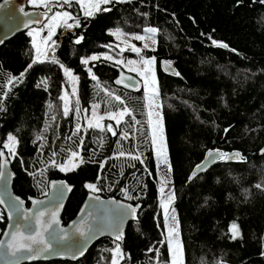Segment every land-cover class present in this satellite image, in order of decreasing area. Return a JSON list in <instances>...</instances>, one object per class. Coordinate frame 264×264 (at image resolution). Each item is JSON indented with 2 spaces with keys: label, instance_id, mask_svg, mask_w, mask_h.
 Returning a JSON list of instances; mask_svg holds the SVG:
<instances>
[{
  "label": "trees",
  "instance_id": "1",
  "mask_svg": "<svg viewBox=\"0 0 264 264\" xmlns=\"http://www.w3.org/2000/svg\"><path fill=\"white\" fill-rule=\"evenodd\" d=\"M73 7L64 9L79 19L80 26L60 35L51 60L28 68L33 52L27 32L0 46V150L9 134L17 137L16 155L11 158L14 193L27 201L44 197L51 180L67 182L73 191L63 224L75 217L90 193L85 187L88 183L96 184L100 191L94 194L103 198L140 204L136 222L128 225L120 243L125 258L119 264H170L142 89L131 93L117 88L114 80L122 68L114 63L102 59L81 63L109 51L113 30L131 34L154 27L158 29L155 47L141 55L156 57L158 98L184 264H264V189L255 187L264 185V156L257 155L264 144V3L128 0L110 3L106 6L109 11L91 17L80 15ZM209 36L228 48L213 45ZM162 61L172 62L180 75L164 74ZM60 64L78 77L81 108L99 104L100 112L105 113L124 107L105 95L103 89H108L122 97L140 123L125 117L127 124L114 125L116 136L82 124L80 132L73 135L78 117L74 106L67 117L63 114L60 97L68 83ZM88 68L98 81L91 79ZM22 72V80L9 83ZM124 131L128 138L120 139ZM38 136L43 138L38 140ZM208 150L238 151L245 159L219 163L189 182L192 169ZM72 151L83 160L75 170L62 172L49 163L50 159L64 163ZM121 151L125 153L122 157ZM129 153L140 156L143 163L131 159ZM124 189L137 198L126 199ZM234 222L240 230L235 240L230 232ZM5 223L2 212L0 234ZM114 246L112 240L101 239L78 262L35 264H110L112 253L108 250Z\"/></svg>",
  "mask_w": 264,
  "mask_h": 264
},
{
  "label": "snow or ice",
  "instance_id": "2",
  "mask_svg": "<svg viewBox=\"0 0 264 264\" xmlns=\"http://www.w3.org/2000/svg\"><path fill=\"white\" fill-rule=\"evenodd\" d=\"M7 2V0H6ZM76 3L81 4L82 6L85 5V0H75ZM117 2H125V0H117ZM261 3H264V0H260ZM31 3L33 5H43L45 8H49V6L53 3H61V5H70L72 3V0H31ZM113 3V0H87V7L85 8V16L91 17L95 15L96 12L103 11L107 12L109 11L108 8H101V5H107ZM50 10V8H49ZM21 12L24 11L23 8L20 9ZM27 16L28 14L25 13ZM69 20H74V23H68ZM29 23H39V21H26L25 27ZM63 25L66 28H73V27H79L80 21L78 18H75L72 16L69 12H56L50 19L48 24L46 25L48 29V34L46 37L42 38L41 44H37L35 36L33 37V48L35 49V57L32 60V63L28 65V68H31L34 64L41 62V57L47 59L48 58V50L50 47L49 42H51L52 45L55 44L54 41H52V36L55 33L56 28ZM43 29H34L33 32H35L36 35H40V32ZM158 29L154 27H148L144 29V32L148 34L149 37L153 38V43H155L154 36L157 33ZM33 32H29V35H33ZM112 35L117 36L120 38L121 36H124L126 34L122 33L121 30L117 29L111 33ZM135 40L142 41L145 40L144 35H135L133 37ZM83 37H79L75 42L79 44ZM209 39L211 40L212 44L217 47L222 48H228V45L223 42H218L214 39H212L209 36ZM0 43H3L2 40H0ZM125 43H127V40H125ZM43 45V47L41 46ZM145 48L148 47L147 44L144 45ZM130 50L135 52L137 55H140L141 49L136 47L134 44L130 45ZM121 51H124L122 49ZM101 57L99 56H92L90 59L92 61L99 60ZM105 60H114V57L110 55H105L103 57ZM84 65L89 64V59H84L81 61ZM116 64H123L124 61L121 60H115ZM156 63V57H149L145 58L141 56V59L139 62L134 60H128V65H136L139 64L138 67H130L129 71L136 72L144 81V92H145V98L147 100V107L149 111L147 112L148 116V126L150 131L147 133V138H150L151 144L154 146L156 151V157L159 161V163L167 166V171H171L170 165H168L167 160V152H166V144L163 137V123H162V117L160 116L159 112H153V107L159 108L160 105L156 103L158 97H159V85L158 81L156 79L155 71L153 68V65ZM166 68L168 70H171V64L168 62H165ZM60 67L64 70V75L68 77L71 81H77L78 77L73 75L72 71L69 68H66L63 64H60ZM87 71L89 72L91 79L94 81H98L97 76L92 72L91 68H88ZM25 73H21L19 77H13L10 78L9 83L11 84L13 81H20L22 80ZM173 74L179 76L180 74L178 72H174ZM128 80H131V77L127 78ZM116 84H122L124 83L123 80L117 79L115 81ZM125 87H132L133 85L130 84H124ZM45 88H47V84L45 82ZM105 92V95L112 97L115 101L119 102V104L124 105V107L119 108L117 111H111L106 110L104 115H99L96 111L100 107L99 104L92 105V118L88 119V128H95L99 129L101 132L107 131L110 132L113 136L117 135V131L113 128V125L111 123L107 125H103L101 121H103L105 118L109 120H114L116 123V127L119 128L122 123L127 124L128 121L125 120V117H131L132 122L139 124L140 121H137L135 118V115L133 112L127 107L125 104V101L122 99L121 96L115 95L108 89H103ZM76 94V89L73 88V95ZM61 100L64 101L63 106V114L65 117L69 115V112L71 111L69 107V99L67 97V93H65L64 96L60 97ZM77 105H79V101L77 100ZM51 107V105H50ZM0 111H3V105L0 104ZM76 113L79 114L81 109L77 106L75 109ZM156 116L157 119L154 121L153 116ZM55 119V117H53ZM81 130V126L79 124L76 125V131L73 133V135H77ZM45 131H47V127L45 128ZM129 133L127 131H124L120 139H126L128 138ZM42 136H38L37 139H42ZM71 139V137H69ZM80 145L83 144V140H80ZM18 144V139L16 136L9 134L7 137V142L4 143L3 147L8 150V154L10 156L16 155V145ZM43 147V145H41ZM5 153L3 151H0V157H4ZM57 153L54 151L52 153V156L55 157ZM125 153L121 151L119 153V156H124ZM131 159L138 160L141 163H143V160L138 155H132L131 153L128 154ZM79 156V153L76 151H72L69 157V161H73L72 165L68 166V161L57 164L54 159H50L49 163H51L54 167H59L61 171H73L76 167L79 166V163H83V160L80 159L79 163L74 162L76 158ZM240 160L243 161L245 157H243L239 152L234 153H225L219 150H209L206 154V160L207 163L204 165H197L196 170L193 171L189 179L192 177H195L197 175L198 171H203L208 163H214L217 160ZM23 163V162H22ZM7 161H0V180L4 179L5 177V171ZM103 167V165H101ZM150 174V173H149ZM30 175H33L34 177L37 175V173H30ZM40 175H43V172L40 173ZM161 187H160V193L164 198L160 201V207L163 209L164 214V226L167 229V245L168 250L171 254V264H183V247L179 240V230H178V221L175 215V208L171 207L175 200V191L174 189L169 188L167 193L165 192V188L168 187V185L171 183L169 179H167V175L165 173L164 176L161 177ZM85 187L91 192L96 193L99 192L100 189L97 187L96 184L88 183L85 185ZM256 188L258 189H264V185L262 184H256ZM71 191V188L63 183H61L59 187V191L57 194L56 199L58 201H62L63 199V193L64 191ZM125 192L126 199H135L137 197L131 196L126 189L123 190ZM90 200H99L98 196H90ZM15 200L18 202L16 204L11 205V208L16 213V220H15V231L11 233V239L5 244L3 240H0V248H7V255L10 257L19 259H37L42 253L49 252L53 248V242L59 243L60 241H68L72 237H79L78 240H75L74 244L72 245L75 248V252L73 253V258H76V254L83 255L85 249L87 248L88 242H90L92 239H95L98 235H102L105 232L111 234L114 237V243L115 247L113 249H109L112 253L110 264H119L121 259L125 258V253L123 252L121 248L120 243H116L117 241L123 240V225L124 222L128 218L136 219L137 214V208L138 206H132V205H126L122 204L117 201H112L110 203H113L115 205L114 209L106 208L103 215H95L94 212H88L87 216L92 218V223H88L86 219L82 218L79 223L73 222L75 227L72 230V237L69 236L66 230L59 228L60 220L58 219V211L62 207V203H57L54 208H44L39 211H37L34 216H29L26 211L21 210V206L23 205V201L20 200L19 197H16ZM0 203H4L3 199H0ZM44 201H33V204H43ZM85 207H88V205H85ZM93 208L96 206L93 205ZM49 216L50 219L45 220V216ZM21 218H23L24 221H32L35 222V227H33L32 223H21ZM9 219H13L12 214H9ZM53 225H56L57 227L54 228ZM51 229V231H49ZM231 232V238L237 239L240 237V230L239 226L234 222L232 223L230 227ZM27 233V234H26ZM45 233H47V237H45ZM5 235H8V233H5ZM149 251H153V249H149ZM29 253L28 256L18 255L22 253ZM158 255V253H157Z\"/></svg>",
  "mask_w": 264,
  "mask_h": 264
},
{
  "label": "water",
  "instance_id": "3",
  "mask_svg": "<svg viewBox=\"0 0 264 264\" xmlns=\"http://www.w3.org/2000/svg\"><path fill=\"white\" fill-rule=\"evenodd\" d=\"M28 0H0V40L3 41V43H0V46L5 44L7 41L11 40L15 36L26 33L28 30L33 28H40L47 19L51 16L52 12L50 10H43L39 8H29L27 5ZM23 8L24 11L21 12L20 9ZM25 13L28 15L26 16ZM39 21V23H29L27 27H25L26 21ZM165 62H168L171 64V70H168L166 68ZM161 71L168 75V76H176L173 74L174 72H177L173 63L169 61H162L160 64ZM131 77V80H128L127 78ZM117 79H121L124 81L122 84H116L115 81ZM124 84H130L133 85L132 87H125ZM114 85L127 92H137L143 88L141 80L130 73L125 72L122 69L117 70V76L114 80ZM0 151H3L5 153L4 157H0V161H7L5 171V177L4 179L0 180V199H3L4 203H0V209L3 212V215L5 217L6 223L5 227L0 234V240H3L5 244L11 239V233L15 231V220H16V213L11 208V205L18 203L15 198L19 197L17 196L13 191V182L15 179V174L12 171L11 168V161L9 159V156L7 152H5L4 149H1ZM209 151V150H208ZM204 154V157L202 161L197 165H204L207 163L206 160V154ZM222 151V150H219ZM224 152V151H222ZM238 151H232V152H225V153H234ZM240 153V152H239ZM241 154V153H240ZM258 156H264V144L260 148V150L257 153ZM243 161L240 160H217L214 163H208L207 167L203 171H198L197 175L195 177H192L189 179L191 174L194 170H196V166L192 169L188 181L192 182L197 177L207 173L209 170H211L213 167L217 166L219 163L223 164H230V163H241ZM61 183L69 186L71 188V191L65 190L63 193V199L62 201H58L56 199L59 187ZM73 187H71L67 182L63 180H51L48 183L47 188V194L44 197L41 198H29L27 201L23 200L21 197L20 200H22L24 203L21 206L22 211H26L29 216H34V214L44 208H54L57 203H62V207L58 211V219L60 220L59 228H62L67 231L70 237H72V230L75 227L73 222L79 223L82 218L86 219L88 223H92V218L88 217V212H94L95 215H103L106 208L114 209L115 205L113 203H110L112 201H117L122 204L126 205H132V206H138L137 208V214L136 219L128 218L123 225V238L126 232V229L128 225L132 222H136L138 213L140 211L141 205L136 204L133 205L129 202H126L124 200L115 199V198H103L97 194L94 193H88L80 206L78 212L76 213L75 217L69 221L67 224H63L62 216L66 207V204L72 194ZM90 196H98L99 200H90ZM44 201L43 204H33V201ZM28 204V205H27ZM85 205H88V207H85ZM95 205L96 207L93 208L92 206ZM174 204H172L173 207ZM12 214L13 219H9V214ZM50 219L49 216H45V220ZM21 223H32L33 227H35L34 220L32 221H24L23 218H21ZM54 228H56V225H53ZM51 231V229L49 230ZM5 233H8V235H5ZM27 234V233H26ZM47 233H45V237H47ZM79 237H72L68 241H60L59 243L53 242V248L49 252L42 253L39 258L37 259H19L10 257L7 255V248H0V264H35V263H48V262H71L75 263L80 260H82L85 255L88 253V251L101 239H110L114 242V237L105 232L102 235H98L95 239H92L87 244V248L84 251L83 255L76 254V258H73V253L75 252V248L72 246L75 242V240H78ZM116 243H121V241H117ZM23 256L30 255L29 253L25 252L22 254Z\"/></svg>",
  "mask_w": 264,
  "mask_h": 264
},
{
  "label": "rangeland",
  "instance_id": "4",
  "mask_svg": "<svg viewBox=\"0 0 264 264\" xmlns=\"http://www.w3.org/2000/svg\"><path fill=\"white\" fill-rule=\"evenodd\" d=\"M125 1H128V0H125ZM113 2H117V0H113ZM27 5H28L29 8H39V9H43V10H48L49 9V8H45L43 5H33L31 3V0H28L27 1ZM108 5L109 4H107V5H101V8H104V7L108 6ZM50 6H54L55 7V10L52 12L51 16L47 19V21L40 28H33V29H30V30L27 31V35L29 36L30 41H31L33 58L35 57V49L33 48V43H32L33 42V37L35 36V39H36L37 44H41L42 38L43 37H46L47 34H48V29H47L46 25L48 24L49 19L56 12H64V11H66V12L71 13L70 11L64 9L66 7L68 8V6H74L73 8L76 10V12L78 11L80 15L85 16L84 12H85V8L87 7V0H85V5L84 6H82L81 4L76 3L75 0H72V3L70 5H61V3H53ZM85 17H87V16H85ZM68 23H74V20H69ZM41 28L43 30L40 32V35H36L35 32H33L34 29H41ZM72 29L73 28H66L63 25H61L60 27L56 28L55 33L52 36V41H54L55 44L52 45L51 42H49L50 47H49V50H48V58L45 59V58L41 57V62L42 61H45V60H51L52 59L53 51H54L55 45L57 44V41H58L60 35L64 34L66 31H69V30H72ZM113 31H115V30H113ZM29 32H33V35L30 36L29 35ZM122 33H124L126 35L121 36L120 38H118L115 35H112L113 38H114V42H113L112 46H110L108 48L109 51L103 52V53H100V54L91 55V56H89L86 59H89V62H92V60L90 59L92 56H99V57H101L100 59L105 60L103 57L105 55H110V56L114 57V60H111V61L110 60H106V61H109L111 63H114L115 65L120 66L122 68V70H124L125 72L137 76L141 80L142 85H143L142 92H143L144 105H145V110H146V115H147V112L149 111V109L147 107V100L145 98L144 81L141 78V76H139L136 72L129 71V68L130 67H138L139 64H136V65H128L127 64V61L128 60H134V61L139 62L140 59H141V56H143V55H141L142 51L143 50H146V49H154L155 43H153V38L149 37L148 34H146L144 32V30L141 33H131V34H127L125 32H122ZM135 35H144L146 38H145V40L138 41V40H135L133 38ZM154 39H155V36H154ZM125 40H127V43H125ZM132 44H134L136 47H138V48L141 49L140 55H137L135 52H133V51L130 50V45H132ZM145 44L148 45L147 48L144 47ZM41 46L43 47V45H41ZM122 49H124V51H121ZM115 60H121V61H124V63L123 64H116L115 63ZM153 68H154V71H155V64L153 65ZM66 79H67V83L68 84H67V87H65V89L63 90L62 96H64L65 93H67V97H68V99L70 101V103H69L70 109H71L72 106H74L73 112H76L75 109H76L77 106L81 109V111H80L79 114L76 113V115L78 117L77 124H79V125H82L83 124L85 127H88L87 126L88 119L92 118V111H93L92 105H89V107H87V108H81L79 105H77V100H78L77 99V81H75V82L74 81H71L68 77H66ZM73 88L76 89V94L75 95H73ZM156 103H158L160 105L159 98L157 99ZM63 106H64V101L62 100V109H63ZM96 111H97V113L99 115H104V113L100 112L99 108L96 109ZM152 111L153 112H157L158 111L159 114H160V116H161V105H160V107L158 109L155 108V107H153ZM156 119H157V117L154 115L153 116V120L155 121ZM147 120H148V116H147ZM101 123L103 125H107V124L111 123L113 125V128H114V125H116V123H115L114 120H109L107 118H105L103 121H101ZM149 131H150V129H149ZM163 137H164V130H163ZM164 140H165V138H164ZM152 149H153V152H154V155H155V161H156V166H157L156 177H157L158 196H159V208H160V213L162 215V219L164 221L163 209L160 207V201H161L162 198H164L162 196V194L160 193V190H159L160 187H161L160 181H161V177L164 176L165 173L167 175V179H169L171 181V175H170V171H167V166L159 163V161H158V159L156 157V151H155V148H154L153 145H152ZM5 151L8 154V150L5 149ZM166 152H167V150H166ZM8 156H9V159L11 161V158L13 156H10L9 154H8ZM79 160H80V156H78L74 162L79 163ZM167 160H168V157H167ZM66 161L69 162L68 163V166L69 167L73 163V161H69V158ZM168 165H169V162H168ZM62 172H68V171H62ZM169 188H171V183L168 185V187L165 188V192L166 193L169 190ZM171 207H172V205H171ZM1 219H2V211L0 209V221H1ZM178 230H179V226H178ZM166 237H167V229L164 228V241H165L166 246H167V249H168ZM168 254H169V260H170V264H171V254H170L169 250H168ZM183 264H184V260H183Z\"/></svg>",
  "mask_w": 264,
  "mask_h": 264
}]
</instances>
